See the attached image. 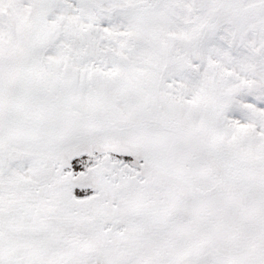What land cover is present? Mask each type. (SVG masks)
Masks as SVG:
<instances>
[{"label": "snow or ice", "instance_id": "1", "mask_svg": "<svg viewBox=\"0 0 264 264\" xmlns=\"http://www.w3.org/2000/svg\"><path fill=\"white\" fill-rule=\"evenodd\" d=\"M0 264H264V0H0Z\"/></svg>", "mask_w": 264, "mask_h": 264}]
</instances>
